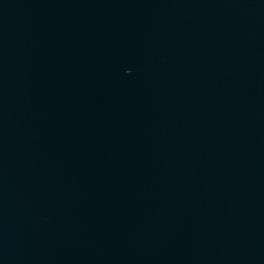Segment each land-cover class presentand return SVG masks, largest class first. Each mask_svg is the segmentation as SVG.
Listing matches in <instances>:
<instances>
[{"label": "water", "instance_id": "95a60500", "mask_svg": "<svg viewBox=\"0 0 264 264\" xmlns=\"http://www.w3.org/2000/svg\"><path fill=\"white\" fill-rule=\"evenodd\" d=\"M0 264H264V0H0Z\"/></svg>", "mask_w": 264, "mask_h": 264}]
</instances>
